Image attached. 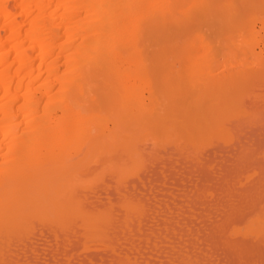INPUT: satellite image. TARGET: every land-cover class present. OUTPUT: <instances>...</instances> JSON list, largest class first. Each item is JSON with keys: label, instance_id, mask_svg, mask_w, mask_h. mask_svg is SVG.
I'll return each instance as SVG.
<instances>
[{"label": "bare ground", "instance_id": "1", "mask_svg": "<svg viewBox=\"0 0 264 264\" xmlns=\"http://www.w3.org/2000/svg\"><path fill=\"white\" fill-rule=\"evenodd\" d=\"M0 264H264V0H0Z\"/></svg>", "mask_w": 264, "mask_h": 264}]
</instances>
